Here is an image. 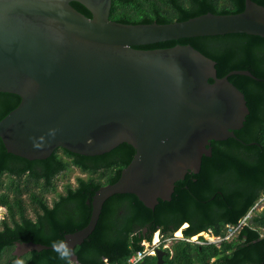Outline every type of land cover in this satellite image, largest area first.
Instances as JSON below:
<instances>
[{"label":"water","instance_id":"water-1","mask_svg":"<svg viewBox=\"0 0 264 264\" xmlns=\"http://www.w3.org/2000/svg\"><path fill=\"white\" fill-rule=\"evenodd\" d=\"M114 1L0 0V94L21 98L0 122L7 152L32 162L58 149L85 157L123 144L135 150L119 181L95 193L87 227L57 246L17 243L18 260L63 245L79 263L75 249L95 231L110 198L134 195L152 211L171 202L176 184L200 174L203 158L212 157V142L236 139L250 115L245 95L229 80L256 79L250 72L219 78L217 63L191 45L139 48L231 34L264 38V6L245 0L236 15L126 25L110 19ZM156 255L163 264L166 252Z\"/></svg>","mask_w":264,"mask_h":264},{"label":"trees","instance_id":"trees-1","mask_svg":"<svg viewBox=\"0 0 264 264\" xmlns=\"http://www.w3.org/2000/svg\"><path fill=\"white\" fill-rule=\"evenodd\" d=\"M252 1L264 6V0ZM72 6L92 17L82 5ZM244 10L245 0H118L113 2L110 19L126 25H167L208 13L236 15ZM177 45H191L215 61L219 78L234 71L250 72L256 79L238 75L229 78L245 95L250 115L244 128L235 132L236 139L212 142V157L203 158L200 174H188L176 184L171 202L160 201L152 211L134 195L110 198L95 231L75 249L81 264H105V260L110 264H127L143 250L142 243L152 241L157 232L163 239L172 238L184 225L187 228L183 233L178 232L184 240L165 250L163 264H264V210L254 213L238 236L222 242L220 247L186 240L209 229L225 238L227 226H237L264 198V38L231 34L139 49H168ZM20 103L17 95L0 94V122ZM134 155V148L123 144L98 157L58 149L47 160L31 162L9 154L0 140V208L7 212L0 223V264H16L17 243L57 246L66 235L87 227L95 193L118 182ZM72 169H79L87 178H78L75 187L66 184L64 193H58L57 180ZM50 194L55 195L51 203ZM19 261L72 264L70 257L61 260L54 250L30 252ZM141 264H158L157 255Z\"/></svg>","mask_w":264,"mask_h":264},{"label":"built area","instance_id":"built-area-1","mask_svg":"<svg viewBox=\"0 0 264 264\" xmlns=\"http://www.w3.org/2000/svg\"><path fill=\"white\" fill-rule=\"evenodd\" d=\"M258 204L252 209V211L248 214V216L244 220H242L237 226H227V235L225 238L216 236L214 234L213 230L209 229L207 232L198 235L196 241H194V238L186 239V240L190 241V242H198L202 245L214 244V245L220 247L222 242H224L226 240H231V239L238 236V234L240 233L242 228L247 225L248 220L256 212ZM154 237H156L157 239L154 240V238H153L152 241L143 242L142 243L143 250H140L136 254H134L128 260L127 264H141L144 262V260L146 258L151 257V256H156V254L159 250L165 251V250H168L171 248V246L169 247L166 244L168 239H163V236L161 235L160 232H157ZM200 238H203L204 241L200 242L199 241ZM172 239H174L175 242H177L178 240H184V237L183 238H177L174 235V238L172 237ZM72 264H81V263H72ZM105 264H110V263L107 260H105Z\"/></svg>","mask_w":264,"mask_h":264},{"label":"rangeland","instance_id":"rangeland-1","mask_svg":"<svg viewBox=\"0 0 264 264\" xmlns=\"http://www.w3.org/2000/svg\"><path fill=\"white\" fill-rule=\"evenodd\" d=\"M78 178H84L86 179L87 178V175L83 174L79 169H72L66 176L64 177H60L58 180H57V191L58 193H64V186L66 184H71L73 187L77 186V179ZM55 197L54 194H50L48 196V201L51 203L53 198ZM264 210V198H262L260 201H259V204H258V207H257V210L255 213H260ZM6 209L4 208H0V223L2 222L3 218L6 217ZM32 216V215H31ZM187 228V225H185L181 230H179L178 232H182L183 233V230ZM178 232L175 234V237L177 238H183L182 237H178ZM157 238L154 237V240H156ZM197 239V236L194 237V241H196ZM175 243V240L172 239V238H168V241L166 242V244L170 247L172 246L173 244Z\"/></svg>","mask_w":264,"mask_h":264},{"label":"clouds","instance_id":"clouds-1","mask_svg":"<svg viewBox=\"0 0 264 264\" xmlns=\"http://www.w3.org/2000/svg\"><path fill=\"white\" fill-rule=\"evenodd\" d=\"M57 251H58V254H59V258L61 260H68L70 255H71L70 250H69V248L67 246H63L62 245V247L60 249H57ZM16 264H21V262L18 260L16 262ZM69 264H70V262H69Z\"/></svg>","mask_w":264,"mask_h":264},{"label":"flooded vegetation","instance_id":"flooded-vegetation-1","mask_svg":"<svg viewBox=\"0 0 264 264\" xmlns=\"http://www.w3.org/2000/svg\"><path fill=\"white\" fill-rule=\"evenodd\" d=\"M184 226H185V225H184ZM184 226H183V227H184ZM183 227H182V228H183ZM182 228H181V229H182ZM144 232H145V234H146V233H147V230L145 229ZM174 235H175V234H174ZM154 236H155V235H154ZM173 238H174V236H173Z\"/></svg>","mask_w":264,"mask_h":264}]
</instances>
